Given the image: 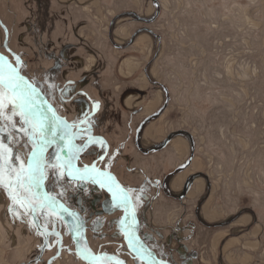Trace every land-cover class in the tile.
I'll return each instance as SVG.
<instances>
[{
	"label": "rangeland",
	"instance_id": "374dc122",
	"mask_svg": "<svg viewBox=\"0 0 264 264\" xmlns=\"http://www.w3.org/2000/svg\"><path fill=\"white\" fill-rule=\"evenodd\" d=\"M0 76L28 79L44 93L59 114L60 131L70 128L67 148L83 149L75 166L106 170L127 189L135 205L131 240L166 264L172 244L185 241L176 223L187 220L179 212L169 215L176 208L166 190L172 171L160 173L163 160L152 161L169 138L182 136L196 147L223 216L227 197L236 211L253 208L264 218L255 204L258 193L264 202V0H0ZM25 90L46 134H33L12 103L5 105L0 141L11 149L16 172L28 168L37 150L32 138L46 141L45 164L59 151L53 113L34 91ZM158 92L165 93L162 106L137 117ZM124 100L128 107L140 106L131 112ZM147 128L165 138L153 149L142 146ZM158 175L162 199H157ZM44 177V187L30 194L15 173L5 174L0 264H79L61 229L48 231L37 214L60 189L79 206L87 200L85 213L100 230L111 231L127 257L124 264H154L124 243L128 205L122 192L113 194L116 189L96 185L88 173L75 176L63 167L46 168ZM41 234L49 241L35 248L33 237ZM221 237L216 229L194 234L189 246L202 257L198 264H220ZM49 250L53 256L42 258L40 252ZM257 251L255 264H264V246Z\"/></svg>",
	"mask_w": 264,
	"mask_h": 264
},
{
	"label": "crops",
	"instance_id": "0c3cea01",
	"mask_svg": "<svg viewBox=\"0 0 264 264\" xmlns=\"http://www.w3.org/2000/svg\"><path fill=\"white\" fill-rule=\"evenodd\" d=\"M150 11L152 12V8ZM120 21H125V19L120 18ZM123 43L125 41L118 44L120 46ZM158 94L159 92L152 99L151 105L143 109L142 112L138 111L137 117H148L162 106L165 101V93L163 92L161 97ZM123 105L132 112L134 108L140 106V103L133 102L132 106L128 107L124 100ZM142 139L143 148L153 149L165 138L159 131L154 132L151 131V128H147ZM164 145L162 149L152 154V161L160 163L163 160L160 173H164L167 168L172 171L166 184V190L173 198L170 201L174 203L176 208H172L169 215L174 216L175 213L179 212L181 217L187 218L184 224H181V220L176 223L178 229H184L185 241L172 244L170 250L174 251L169 254L170 261L168 262L170 264H178V262L181 264H198L202 257L189 246L194 241V234L202 230L216 229L217 234L222 235L219 239L220 264H255L256 260L260 258L257 248L258 246H264V218H261L263 215L257 211L260 216L262 215L259 217V214L253 208L241 212L236 211V203L234 204L230 198L225 197L221 206L222 209H226L228 216H223L215 208L219 202L212 194L210 180L204 173V160L198 157L196 147L182 136L169 138ZM194 152V156H191V153ZM166 157H169V160L165 159ZM156 178L158 183L157 199H162V178L160 175ZM45 182L46 178L44 177L43 184ZM43 184L42 187H44ZM66 184L65 186H71L73 190L75 189L74 183L72 185V182L66 181ZM43 189L45 190V188ZM82 193L83 191L79 195L85 198V194ZM65 194L66 191L62 192L60 189L56 196L51 197L49 200L47 198L40 204L37 214L39 221L42 222L41 225L45 226L48 231L49 229L52 230L53 227L55 230L58 227L61 229L65 240L74 245L77 252L75 263L124 264L127 257L122 255L111 231L106 227L100 230V224H96L95 220H90L88 214L85 213L84 207H86L87 200L83 202L82 206H79L73 200L68 199ZM256 197L255 204L260 203V208L264 210V202L260 200L261 195L258 193ZM86 209H89V204H87ZM86 212L88 211L86 210ZM191 215L196 219H188ZM35 237H33L35 248L38 245L44 246L49 241L48 237L44 236L42 238V234L40 235L41 238ZM181 246L183 247L181 248ZM40 254L42 258L50 259L53 256V251H42ZM228 254H231V262L228 260ZM181 258L183 261H181ZM141 264L148 263L143 262Z\"/></svg>",
	"mask_w": 264,
	"mask_h": 264
},
{
	"label": "snow or ice",
	"instance_id": "6c2138e0",
	"mask_svg": "<svg viewBox=\"0 0 264 264\" xmlns=\"http://www.w3.org/2000/svg\"><path fill=\"white\" fill-rule=\"evenodd\" d=\"M26 82L18 77H4L0 76V118L7 119L4 117V109L7 103H12L14 109L17 110L14 114H20L22 122L26 125H31V132L33 134H39L44 136L46 130L44 128V122L42 119H37L35 112L33 111L32 104L34 101L31 100V96L28 91L25 90ZM8 93H12L9 99ZM98 110L99 105H95ZM15 127V125H13ZM17 132L20 131L19 128L15 129ZM28 135V132H25ZM31 138V137H30ZM32 143L36 146V151L32 153L31 160L29 161L28 168L23 169L21 166V171L16 172L15 168L11 166V149L0 141V184H2L5 174L15 173L16 181L19 183L21 188L26 189L30 194L34 189H39L44 182L45 170L48 167L59 168L66 167L72 172L79 174V169L75 167V159L83 149L81 148H62L59 151L67 153L71 159L63 160L59 156V152L55 157L50 158V162L45 164V149L47 143L45 140H36L32 138ZM90 143H97L102 147L106 148L102 140L91 141ZM19 157H17V160ZM51 161H55L54 163ZM85 173H88L92 178L94 183L107 184L109 186V191L113 188L116 192L113 194H118L123 192V189L119 187L113 180L111 176L101 173L99 169L92 168L91 170L85 169ZM63 175V173H60ZM14 189H10L13 191ZM13 201H16V197L13 196Z\"/></svg>",
	"mask_w": 264,
	"mask_h": 264
},
{
	"label": "water",
	"instance_id": "95a60500",
	"mask_svg": "<svg viewBox=\"0 0 264 264\" xmlns=\"http://www.w3.org/2000/svg\"><path fill=\"white\" fill-rule=\"evenodd\" d=\"M10 77H16V76H10ZM18 77V76H17ZM20 79H22L23 81L26 82V85L28 88H30L32 91H34L39 99L41 100V102L43 104L46 105V107L53 113V120H52V126H53V130L55 132V136L57 141L59 142V150L62 148H67V144L65 141V137L63 136V133L60 131L59 129V114L56 110V108L50 104L49 100L45 97L44 93L37 87L35 86L31 81H29L28 79H24L22 77H18ZM59 152V156L63 159V160H69L68 157L65 156V152L63 151H58ZM31 160V158L29 159V161ZM29 164V163H28ZM77 169H79V174L72 172L69 168L63 167L68 173L75 175V176H82L85 173V169H89L91 170L93 168V166H86V167H77L75 166ZM95 168V167H94ZM99 169V168H98ZM101 173H104L108 176H111L113 178V180L115 181V183L117 185H119V187L121 189H123V194L124 197L126 199L127 205H128V211H127V225L123 231V238H124V243L125 245L128 247L129 250H134L137 253L140 254V256H144L145 258L149 259L152 263L154 264H166L165 262H163L158 256H156V254L153 252H151L147 247H145V245L141 244V243H137L135 241L131 240V234L134 227V205L132 198L129 194V192H127V189H125V187H123L121 184H119L115 178L113 177V175L106 171V170H102L99 169Z\"/></svg>",
	"mask_w": 264,
	"mask_h": 264
},
{
	"label": "bare ground",
	"instance_id": "6f19581e",
	"mask_svg": "<svg viewBox=\"0 0 264 264\" xmlns=\"http://www.w3.org/2000/svg\"><path fill=\"white\" fill-rule=\"evenodd\" d=\"M46 97V96H45ZM129 98V97H128ZM127 98V99H128ZM44 106H46L45 104H44ZM47 110V109H46ZM52 117V116H51ZM53 118V117H52ZM51 130V129H50ZM62 130H63V136L65 137V138H68L69 137V134H70V128H69V126H67V125H64V126H62ZM51 131H53V130H51ZM54 133V132H53ZM56 138V137H55ZM55 138H53V139H55ZM71 158V157H70ZM96 168V167H95ZM98 169V168H97ZM116 180V179H115ZM117 181V180H116ZM118 182V181H117ZM119 183V182H118ZM96 185H98V186H100V184L101 185H107V184H102V183H95ZM120 184V183H119ZM117 199V198H116ZM120 199V198H119ZM133 201V200H132ZM133 205V204H132ZM121 237H122V235H120ZM132 239V238H131ZM133 241V240H132ZM147 259V258H146ZM147 260H149V259H147ZM150 261V260H149Z\"/></svg>",
	"mask_w": 264,
	"mask_h": 264
},
{
	"label": "trees",
	"instance_id": "16d2710c",
	"mask_svg": "<svg viewBox=\"0 0 264 264\" xmlns=\"http://www.w3.org/2000/svg\"><path fill=\"white\" fill-rule=\"evenodd\" d=\"M146 122H148V120Z\"/></svg>",
	"mask_w": 264,
	"mask_h": 264
}]
</instances>
